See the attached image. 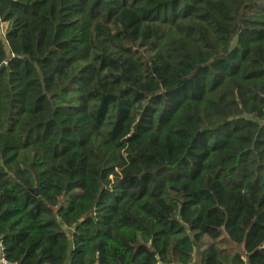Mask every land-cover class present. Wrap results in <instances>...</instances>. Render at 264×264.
Segmentation results:
<instances>
[{
    "label": "trees",
    "instance_id": "16d2710c",
    "mask_svg": "<svg viewBox=\"0 0 264 264\" xmlns=\"http://www.w3.org/2000/svg\"><path fill=\"white\" fill-rule=\"evenodd\" d=\"M0 26L8 264H264V0H0Z\"/></svg>",
    "mask_w": 264,
    "mask_h": 264
},
{
    "label": "built area",
    "instance_id": "2783aa9c",
    "mask_svg": "<svg viewBox=\"0 0 264 264\" xmlns=\"http://www.w3.org/2000/svg\"><path fill=\"white\" fill-rule=\"evenodd\" d=\"M0 264H8L5 260V257H4V253H3V249L0 245Z\"/></svg>",
    "mask_w": 264,
    "mask_h": 264
},
{
    "label": "rangeland",
    "instance_id": "374dc122",
    "mask_svg": "<svg viewBox=\"0 0 264 264\" xmlns=\"http://www.w3.org/2000/svg\"><path fill=\"white\" fill-rule=\"evenodd\" d=\"M3 30H4L3 27L0 26V39H1L2 41H3V38H4V36H3V35H4V34H3ZM6 52L8 53L7 49H6ZM65 231H66V230H65ZM66 232L69 233V231H66Z\"/></svg>",
    "mask_w": 264,
    "mask_h": 264
}]
</instances>
